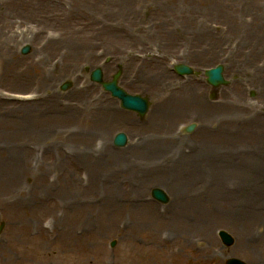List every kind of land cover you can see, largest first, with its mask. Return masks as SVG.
Instances as JSON below:
<instances>
[{"label":"rangeland","instance_id":"rangeland-1","mask_svg":"<svg viewBox=\"0 0 264 264\" xmlns=\"http://www.w3.org/2000/svg\"><path fill=\"white\" fill-rule=\"evenodd\" d=\"M179 63L198 74L178 75ZM218 64L228 83L215 88L205 71ZM96 67L107 80L122 68L120 85L151 99L147 115L93 82ZM119 132L126 147L113 143ZM124 187L162 211L183 196L217 201L196 208L218 219L219 249L203 264H264V0H0V243L16 222L13 200L34 204L49 226L64 221L68 191L71 207L92 206L100 233L90 254L70 250L53 264L157 261L130 212L110 210ZM155 187L169 203L151 196Z\"/></svg>","mask_w":264,"mask_h":264},{"label":"bare ground","instance_id":"bare-ground-1","mask_svg":"<svg viewBox=\"0 0 264 264\" xmlns=\"http://www.w3.org/2000/svg\"><path fill=\"white\" fill-rule=\"evenodd\" d=\"M163 148V145L158 144L154 150L162 153ZM167 161L169 156L165 155L163 161L157 163L159 176L163 174V168L169 166ZM67 193L65 191L58 202V207L65 215L64 221H53L49 226L42 219L39 220V210L31 202L18 199L11 202L10 211L16 222L10 226L8 244L0 243V264H53V260L60 258L63 252L74 249H82L90 254L92 248L89 241L100 233L91 226V218L86 213L92 206L77 199L72 200L71 207L66 198ZM197 198L183 196L177 208L162 211L142 196L132 198L126 189L123 195L112 194L109 207L115 214L130 212L135 219L133 225L130 222L131 226H135V231L145 236L147 249L159 257L157 261L149 259L148 264H203L207 257L216 255L219 249L213 234V226L218 219L210 213L198 212L196 208L217 201ZM97 248L94 246L95 250Z\"/></svg>","mask_w":264,"mask_h":264},{"label":"water","instance_id":"water-1","mask_svg":"<svg viewBox=\"0 0 264 264\" xmlns=\"http://www.w3.org/2000/svg\"><path fill=\"white\" fill-rule=\"evenodd\" d=\"M30 51V46H25L22 49L23 53H28ZM177 70L182 74H192L193 69L185 64L177 65ZM224 66L218 65L217 67L208 69L206 71L207 81L212 84L214 87H220L222 85H226L228 81L224 77ZM122 74V71L119 70L110 81H106L104 79V73L101 68H96L91 72V79L94 82H97L103 86V88L110 92L112 96L120 99L121 105L123 108L132 110L137 112L141 116H145L149 111L151 102L148 97H143L141 95H133L128 93L125 89H123L119 85V78ZM71 82H65L61 89L66 90L71 86ZM195 128V125H191L188 127L187 131L191 132ZM128 143V136L124 132L118 133L114 138V144L119 147L126 146ZM152 196L157 200L168 203L169 196L167 193L161 188H154L152 190ZM220 236L222 237L224 243L226 245H232L234 243V238L226 231H220ZM227 264H248L241 259L238 258H230L227 261Z\"/></svg>","mask_w":264,"mask_h":264}]
</instances>
